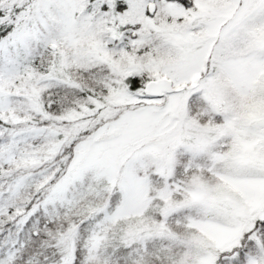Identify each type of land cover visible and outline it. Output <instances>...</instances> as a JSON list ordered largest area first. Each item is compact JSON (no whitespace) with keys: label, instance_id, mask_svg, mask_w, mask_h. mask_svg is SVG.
<instances>
[{"label":"snow or ice","instance_id":"1","mask_svg":"<svg viewBox=\"0 0 264 264\" xmlns=\"http://www.w3.org/2000/svg\"><path fill=\"white\" fill-rule=\"evenodd\" d=\"M0 264H264V0H0Z\"/></svg>","mask_w":264,"mask_h":264}]
</instances>
